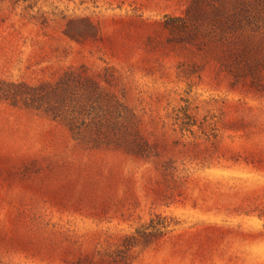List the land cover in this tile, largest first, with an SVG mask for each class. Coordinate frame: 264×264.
Returning <instances> with one entry per match:
<instances>
[{
	"label": "rangeland",
	"instance_id": "obj_1",
	"mask_svg": "<svg viewBox=\"0 0 264 264\" xmlns=\"http://www.w3.org/2000/svg\"><path fill=\"white\" fill-rule=\"evenodd\" d=\"M190 3L0 0V264H264V46Z\"/></svg>",
	"mask_w": 264,
	"mask_h": 264
},
{
	"label": "trees",
	"instance_id": "obj_2",
	"mask_svg": "<svg viewBox=\"0 0 264 264\" xmlns=\"http://www.w3.org/2000/svg\"><path fill=\"white\" fill-rule=\"evenodd\" d=\"M21 1L32 0H15ZM185 16L219 25L216 34L222 41L241 47L264 46V0H191ZM69 89L56 85L53 90Z\"/></svg>",
	"mask_w": 264,
	"mask_h": 264
}]
</instances>
